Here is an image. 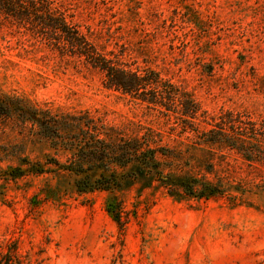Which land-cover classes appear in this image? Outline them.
Wrapping results in <instances>:
<instances>
[{
  "label": "rangeland",
  "instance_id": "374dc122",
  "mask_svg": "<svg viewBox=\"0 0 264 264\" xmlns=\"http://www.w3.org/2000/svg\"><path fill=\"white\" fill-rule=\"evenodd\" d=\"M97 51L124 68L154 71L159 90L197 104L163 106L108 88L105 74L63 42L0 12V97L53 114L89 112L107 123L151 128L181 152L180 172L221 180L224 194L171 197L163 188L78 194L75 176L52 165L5 178L22 159L64 163L37 127L0 115V264H264V164L225 143L223 129L264 150V0H50ZM154 87V86H153ZM165 105V106H164ZM250 138L247 139L249 141Z\"/></svg>",
  "mask_w": 264,
  "mask_h": 264
},
{
  "label": "trees",
  "instance_id": "16d2710c",
  "mask_svg": "<svg viewBox=\"0 0 264 264\" xmlns=\"http://www.w3.org/2000/svg\"><path fill=\"white\" fill-rule=\"evenodd\" d=\"M50 0H0V12L19 22H25L36 32L45 33L48 38L60 40L73 54L85 58L94 68L100 69L106 77V85L123 93L140 97L149 104L163 106L183 102L191 109L180 110L183 116L194 118L197 104L178 90L160 91V79L154 71L124 68L97 51L79 28L59 14ZM154 86V87H153ZM165 106V105H164ZM0 115H16L23 121L37 127V134L46 139L50 147L69 153L64 162L47 159L46 163L22 159L21 164L1 172L5 178L18 179L27 174L46 172L45 165H52L75 176L74 189L78 194L106 192V212L122 228V201L114 192L129 190L135 186L138 191L163 188L176 199H211L224 194L221 180L209 181L202 177L180 172L181 152L161 145L162 134L151 128H132L107 123L89 112L78 114H53L49 110L31 107L15 97H0ZM204 143H225L238 151L248 162H263L264 150L257 144L253 131L249 141L244 135L231 138L223 129L203 134Z\"/></svg>",
  "mask_w": 264,
  "mask_h": 264
}]
</instances>
